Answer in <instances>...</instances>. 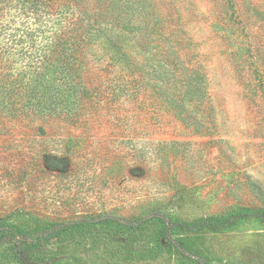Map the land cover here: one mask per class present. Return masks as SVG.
I'll list each match as a JSON object with an SVG mask.
<instances>
[{"label": "rangeland", "instance_id": "374dc122", "mask_svg": "<svg viewBox=\"0 0 264 264\" xmlns=\"http://www.w3.org/2000/svg\"><path fill=\"white\" fill-rule=\"evenodd\" d=\"M153 1L170 15L167 30L204 82L213 123L210 110L193 101L190 114L207 129L201 134L163 108L157 114L148 94L116 101L87 125L57 123L46 140L37 124L0 113V221L34 242L50 232L45 251L34 255L38 263L193 264L157 241L160 223L133 230L94 220L137 221L158 210L186 225L238 215L220 232L176 238L211 264H264V96L251 67H264V0ZM1 8L0 50L13 30L34 21L14 0H0ZM239 17L257 62L244 53ZM45 33L40 41L52 40L54 32ZM43 148L57 152L52 171L38 169ZM0 264H21L11 245L0 246Z\"/></svg>", "mask_w": 264, "mask_h": 264}, {"label": "trees", "instance_id": "16d2710c", "mask_svg": "<svg viewBox=\"0 0 264 264\" xmlns=\"http://www.w3.org/2000/svg\"><path fill=\"white\" fill-rule=\"evenodd\" d=\"M14 2L21 16L25 15V19L30 16L34 21L31 26L27 24L26 27L23 23V28L13 30L8 35L11 45L3 43L1 47V116H8L10 112L23 123L37 124L46 140L56 132L54 125L57 123L87 125L90 120H96L111 110L116 101L124 104L137 102L148 94L153 104L156 103L157 114L163 108L165 113L201 134L207 129L200 119L192 118L190 105L193 101L203 103L210 110L213 123L210 101L203 90L204 82L194 65L189 64L191 58L187 56L182 41H174V33L170 28L167 30L166 20L170 15L166 16L162 6L157 7L153 0ZM232 8L235 11L233 18H237L234 3ZM2 10L4 8L0 9V18ZM237 20L235 24L241 25L244 36L246 24L243 18L239 17L240 22ZM50 31L54 32L52 40L40 41L41 36ZM246 36L244 53L250 55L253 63L257 62ZM251 67L255 71L256 85L264 96V67L261 69L256 64ZM92 73L97 74V81L90 80ZM56 154L50 149L38 151V169H55ZM238 218V215L227 219L214 217L186 225L173 222L156 210L137 221L111 215L94 220L121 222L133 230L141 223H160L163 227L157 232L160 236L158 242L162 240L182 260L211 264L189 252L176 235L198 234L203 230L220 232L234 225ZM74 224L62 225L58 230H66ZM49 233L36 234L38 238L34 242L31 236L22 235L0 221V246L11 245L21 264H42L36 262L34 255L45 251ZM33 244H37L34 249Z\"/></svg>", "mask_w": 264, "mask_h": 264}]
</instances>
